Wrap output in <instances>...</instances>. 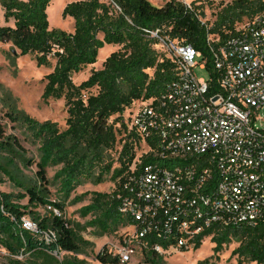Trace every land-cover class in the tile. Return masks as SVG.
<instances>
[{
	"label": "trees",
	"instance_id": "trees-1",
	"mask_svg": "<svg viewBox=\"0 0 264 264\" xmlns=\"http://www.w3.org/2000/svg\"><path fill=\"white\" fill-rule=\"evenodd\" d=\"M223 1L200 0L193 2L191 8L180 0H168L162 6L149 0L72 1L63 12L64 18L75 21L74 31L68 33L50 27L47 10L51 0H0V43L12 44L11 51L17 50L20 56H33L39 67H51L55 61L53 70L44 77L42 100H64L67 112L65 128L58 122L41 121L15 110L8 113L13 122H21L39 142L37 162L28 158L16 136L6 135L0 128V174L23 189L18 193L0 190V246L10 254L7 264H84L78 254L83 244L91 242L80 236L65 217L64 203L51 198L47 175L50 167H59L53 183L58 185L64 200L83 182L98 184L111 173L116 182L112 192H85L74 201L91 194L90 203L80 212L91 216L87 224L99 234H114L129 223V217L121 211L118 194L122 176L135 156V143L128 138L122 151L117 152L118 137L126 128L122 114L134 101L161 97L178 77L176 63L156 50L157 41L145 30L161 29L164 36L192 46L208 58L211 68L208 36L219 35L225 40L264 9L263 0H232L227 4ZM217 2L221 7L215 21L202 24L199 16L205 17V7ZM107 45L119 49L111 52L101 70H94L87 80L76 85L73 77L96 64ZM118 123L121 127H117ZM112 151L117 152V157L107 160ZM18 159L27 166L36 164L33 180H23ZM152 160L146 157L144 163ZM115 162L118 165L114 167ZM25 198L28 202L21 203ZM39 206H50L49 214L41 215L36 210ZM27 215L37 222L38 232L23 226ZM51 229L56 237L49 242L43 233ZM213 232L214 253L198 264H217L215 260L235 241L238 246L230 258H235L237 264H264V222L209 228L197 237L194 249L200 248L202 239ZM97 259L105 264L120 263L106 251L99 252ZM143 259L147 264H167L163 255L152 250Z\"/></svg>",
	"mask_w": 264,
	"mask_h": 264
},
{
	"label": "built area",
	"instance_id": "built-area-1",
	"mask_svg": "<svg viewBox=\"0 0 264 264\" xmlns=\"http://www.w3.org/2000/svg\"><path fill=\"white\" fill-rule=\"evenodd\" d=\"M145 33L176 63L178 77L161 97L134 101L122 114L117 152L126 139L135 143L118 194L129 223L103 249L121 263L151 250L167 258L193 249L212 227L264 222V9L225 40L208 36L211 68L202 52L161 29ZM197 68L207 77L199 78ZM146 157L154 160L144 163ZM23 221L38 232L36 223ZM43 237L54 241L56 233Z\"/></svg>",
	"mask_w": 264,
	"mask_h": 264
},
{
	"label": "rangeland",
	"instance_id": "rangeland-1",
	"mask_svg": "<svg viewBox=\"0 0 264 264\" xmlns=\"http://www.w3.org/2000/svg\"><path fill=\"white\" fill-rule=\"evenodd\" d=\"M72 1L78 0H51V4L48 7V19L50 27L53 29H59L68 33L74 31L75 21L74 19L67 17L64 18L63 12L66 4ZM155 6H162L167 0H149ZM183 1V0H180ZM188 4L200 0H184ZM232 0H224L223 3L227 4ZM220 2L215 3L213 6L205 7L204 19L213 23L215 21V15L220 9ZM1 12V8H0ZM2 16L0 17V23L3 24ZM12 44L0 43V128L3 129L6 135H14L25 147V152L28 158L39 161V142L35 140L28 132L25 126L21 122H13L8 116L13 110L26 113L30 116L41 120H51L58 122L61 128L66 127L67 112L65 108L64 100H51L45 102L42 100V95L45 87L44 77L49 74L54 67L55 61H52L51 67L41 66L39 67L34 60L33 56H20L16 50L13 53ZM119 47L107 45L100 51L99 58L96 64L87 67L82 73L73 77V81L76 85H80L83 81L87 80L94 70H101L103 63L111 52L118 50ZM152 75L153 72L150 71ZM196 75L199 78L207 77L206 72L196 69ZM96 91H94L95 93ZM263 116L264 125V108L261 110ZM117 157V152H109L106 156L107 160H111ZM17 167L21 174H23V180L34 179L36 176L37 166L35 163L27 166L23 161L18 159L16 161ZM117 162L114 163V167L117 166ZM59 167H50L47 169V175L51 184L48 188L51 193V198L57 202L64 203V215L70 220L72 227L77 233L82 236L91 244H83L82 251L78 254V257L84 260V264H105L101 263L97 259V254L107 246L108 241L114 237L112 234H99L94 228L88 226L87 222L91 216H83L80 212L81 208L91 201V194L87 195L83 200L75 202L74 199L77 195H81L85 192L100 191V192H112L116 188V182L111 179V173L104 177V181L95 184L92 181H85L78 186L70 198L64 200L63 195L58 191V185L53 183V177ZM3 178V182L0 184V190L6 192H22L23 189L14 184L8 177L0 174ZM23 204L28 202V199H22L20 201ZM36 210L41 215L49 214V207L39 206ZM26 218L33 223L37 222L27 215ZM215 243L212 241V236L206 237L200 248L190 249L186 251H178L171 256L165 258L167 264H198L199 261L206 258H210L214 251ZM238 246L235 241L229 245L220 254V258L215 260L217 264H237L235 258H230L232 250ZM64 252L62 253V255ZM10 254L8 251L0 246V264H7ZM230 258V259H229ZM113 264H147L142 257H137L135 260L129 263H113Z\"/></svg>",
	"mask_w": 264,
	"mask_h": 264
},
{
	"label": "crops",
	"instance_id": "crops-1",
	"mask_svg": "<svg viewBox=\"0 0 264 264\" xmlns=\"http://www.w3.org/2000/svg\"><path fill=\"white\" fill-rule=\"evenodd\" d=\"M167 1H168V0H167ZM69 3H70V2H69ZM165 3H166V2H165ZM165 3H164V4H165ZM67 4H68V3H67ZM67 4H66V5H67ZM0 13H1V12H0Z\"/></svg>",
	"mask_w": 264,
	"mask_h": 264
}]
</instances>
